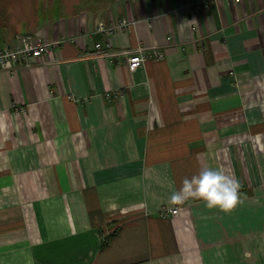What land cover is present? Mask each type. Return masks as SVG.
<instances>
[{"label": "crops", "instance_id": "crops-1", "mask_svg": "<svg viewBox=\"0 0 264 264\" xmlns=\"http://www.w3.org/2000/svg\"><path fill=\"white\" fill-rule=\"evenodd\" d=\"M3 5L0 45H54L0 69V264H264V0ZM203 167L231 213L167 203Z\"/></svg>", "mask_w": 264, "mask_h": 264}, {"label": "clouds", "instance_id": "clouds-1", "mask_svg": "<svg viewBox=\"0 0 264 264\" xmlns=\"http://www.w3.org/2000/svg\"><path fill=\"white\" fill-rule=\"evenodd\" d=\"M240 187L239 180L226 174L222 168L203 167L190 179L184 178L181 187L171 193L167 203L183 205L189 200H202L208 209L231 213L243 203Z\"/></svg>", "mask_w": 264, "mask_h": 264}, {"label": "built area", "instance_id": "built-area-1", "mask_svg": "<svg viewBox=\"0 0 264 264\" xmlns=\"http://www.w3.org/2000/svg\"><path fill=\"white\" fill-rule=\"evenodd\" d=\"M211 1L216 0H195V3L202 2L205 5H208ZM227 1H239V0H227ZM125 20H120L118 23L113 24H103L100 23L97 27V32L104 33L106 36H110L115 33L120 28H125L127 26ZM54 44H51L45 40L43 41H34L27 40L24 45H0V69L4 70H13L17 66H20L21 61L23 60L26 66H30L34 61H40L43 57L47 56ZM111 45L104 48L100 44H97L98 54L108 55ZM163 53L159 49H146L142 53L131 54L128 58V66L130 68H138L144 64L150 58L161 59ZM113 92L107 93V96L110 97ZM72 97V96H70ZM14 111L16 113H25V106H18L14 104ZM179 213V208L177 206L166 208L163 210L164 215H177Z\"/></svg>", "mask_w": 264, "mask_h": 264}, {"label": "rangeland", "instance_id": "rangeland-1", "mask_svg": "<svg viewBox=\"0 0 264 264\" xmlns=\"http://www.w3.org/2000/svg\"><path fill=\"white\" fill-rule=\"evenodd\" d=\"M0 2H2V4L0 3V20H3V18L7 16L5 14L6 6L3 5V2H5V0H0Z\"/></svg>", "mask_w": 264, "mask_h": 264}, {"label": "trees", "instance_id": "trees-1", "mask_svg": "<svg viewBox=\"0 0 264 264\" xmlns=\"http://www.w3.org/2000/svg\"><path fill=\"white\" fill-rule=\"evenodd\" d=\"M115 234H116V232L111 233V234L108 236L107 240L110 239V238H111L113 235H115ZM107 240L104 242V244L107 243Z\"/></svg>", "mask_w": 264, "mask_h": 264}]
</instances>
